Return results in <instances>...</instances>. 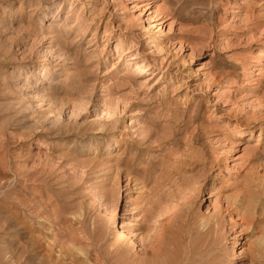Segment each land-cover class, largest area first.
<instances>
[{
    "label": "rangeland",
    "instance_id": "374dc122",
    "mask_svg": "<svg viewBox=\"0 0 264 264\" xmlns=\"http://www.w3.org/2000/svg\"><path fill=\"white\" fill-rule=\"evenodd\" d=\"M0 264H264V0H0Z\"/></svg>",
    "mask_w": 264,
    "mask_h": 264
},
{
    "label": "bare ground",
    "instance_id": "6f19581e",
    "mask_svg": "<svg viewBox=\"0 0 264 264\" xmlns=\"http://www.w3.org/2000/svg\"><path fill=\"white\" fill-rule=\"evenodd\" d=\"M139 68H140V67H139ZM141 73H143V72H141ZM194 137H196V136H193V139H194ZM136 161H137V160H136ZM145 161H147V160H145ZM139 162H140V161H139ZM197 162H198V161H197ZM138 164H139V163H138ZM139 165H140V164H139ZM144 166H145V165H144ZM192 178H193V177H192ZM181 179H182V178H181ZM190 179H191V178H190ZM163 182H164V181H163ZM188 184H189V186H191V182H190V181H189ZM189 186H188V187H189ZM171 193H172V192H171ZM181 195H182V194H181ZM239 196H240V194H239ZM239 196H238V197H239ZM236 197H237V196H236ZM238 197H237V198H238ZM239 199H240V198H239ZM242 199H244V198H242ZM242 199H241V200H242ZM228 201H229V200H228ZM241 202H242V201H241ZM228 204H229V203H228ZM231 205H233V204H231ZM231 205H230V206H231ZM244 205H245V201H244V200H243V202H242L241 204H237L236 202H234V205H233V206H235V209H236V213H237V214H239L240 211H241L242 209L245 210L246 208H248V207H244ZM249 206H250V205H249ZM244 210H243V212H244ZM232 218H233V216H232ZM156 237H157V236H156ZM159 240H160V239H159ZM149 243H150V242H149ZM160 243H162V241H161V242L159 241L158 245H157V244H155V245H157V246L160 247ZM162 244H163V243H162ZM162 244H161V245H162ZM147 245H148V244H147ZM144 246H145V245H144ZM155 247H156V246H155ZM162 248H163V247H162ZM152 250H154V249H152ZM159 250H160V249H157V248L155 249V251H159ZM155 251H154V252H155ZM154 252H153V253H154ZM159 252H160V251H159ZM155 254H157V252H156ZM155 254H153V255H155ZM157 256H158V255H157ZM72 261H73V260H72Z\"/></svg>",
    "mask_w": 264,
    "mask_h": 264
}]
</instances>
